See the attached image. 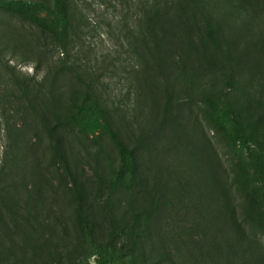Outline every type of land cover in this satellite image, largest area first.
Here are the masks:
<instances>
[{
	"label": "rangeland",
	"instance_id": "rangeland-1",
	"mask_svg": "<svg viewBox=\"0 0 264 264\" xmlns=\"http://www.w3.org/2000/svg\"><path fill=\"white\" fill-rule=\"evenodd\" d=\"M147 1L64 0L63 26L58 0H0V264H98L99 246L129 264L136 243L147 252L136 264H264V0H248L246 16L223 0H181L180 18L170 11L156 25L160 63L137 79L127 38L122 64L113 61ZM76 33H88L81 44ZM57 34L73 61L110 74L103 109L69 72L63 137L13 105L22 160L1 174L12 71L47 74ZM205 95L251 138L253 164L208 121Z\"/></svg>",
	"mask_w": 264,
	"mask_h": 264
},
{
	"label": "trees",
	"instance_id": "trees-1",
	"mask_svg": "<svg viewBox=\"0 0 264 264\" xmlns=\"http://www.w3.org/2000/svg\"><path fill=\"white\" fill-rule=\"evenodd\" d=\"M246 2H248V0H223L227 8L232 7L238 9L245 16L247 13L246 9L248 8ZM202 3V0H197L195 4L199 6ZM182 8L181 0H148L144 6L141 7L142 16L136 18L134 33H120V42L116 48L117 55L115 56V61H113L116 62L114 67L117 69V65L122 64V58L125 52H122L120 49L124 47L125 38L128 39V52L130 53V58H132L130 61L134 62L132 72L135 78L139 79L141 69L145 70L146 67L151 69L157 63H160L165 38L164 36H160L163 38L161 41H158V37L155 38L154 32L156 30V25L162 23L166 14L169 16L172 15L173 13H170V11H175L177 13L173 16L174 20L175 18L179 19ZM56 10L63 26H68L69 23L66 16L64 0H58ZM144 25L148 27L149 33L144 31ZM217 28L221 29L220 26H217ZM83 34L87 35L88 33H76L75 40L78 44L83 42ZM68 46L69 44L64 37H61L59 34L54 37L51 47H47L46 52L51 58L57 56L58 60L54 62L55 66H50L47 74L43 77H40L39 72L33 76H26L23 73L16 74L15 70L12 71L15 82L10 89L11 93L5 98V106L2 107L5 116L4 132L8 141L7 154H10V160L5 161L6 168L1 171V174H5L7 170L12 171L16 163L22 160V148L20 145L21 133L15 128L12 122L13 117L10 115L9 111V108L13 105L17 106V110H15L17 113H29L37 116L44 124L48 125L47 127L53 134L58 137H63V135H59V132L65 125L64 113L67 102L65 101V96L62 91V79L67 78V73L69 72L74 75L76 80L81 84L87 102L92 101L95 108L103 109L100 91L108 89L105 83L110 74L96 73L95 69L89 66V63H82L79 61L78 57L73 61L71 58V50ZM81 49L83 51L84 48L81 47ZM104 60H106L105 57ZM37 70L39 71V69ZM102 71L104 73H109V68H103ZM231 71L233 72V70ZM137 96H139V93ZM203 104H205V115L217 132L222 133L226 137L235 152L239 154L242 159L253 164L252 140L248 135L243 133L239 121L230 113L229 107L221 105L218 97L208 95L204 96ZM113 106L116 112L122 111L121 106L116 104ZM118 143L120 145L122 163L126 168L134 171L136 163L132 151L126 147L120 139ZM19 155L21 156L20 159H18ZM144 246L145 244L142 245L141 243L135 244L128 260L129 264H136L138 260H142L146 257L145 253L147 252ZM96 255L98 264H120L121 261L115 248L106 250L104 246H99ZM235 260L233 264H240L237 262V257H235Z\"/></svg>",
	"mask_w": 264,
	"mask_h": 264
}]
</instances>
